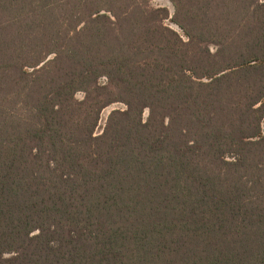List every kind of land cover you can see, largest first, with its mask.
<instances>
[{"label": "trees", "instance_id": "obj_1", "mask_svg": "<svg viewBox=\"0 0 264 264\" xmlns=\"http://www.w3.org/2000/svg\"><path fill=\"white\" fill-rule=\"evenodd\" d=\"M150 1L0 0V264H264V2Z\"/></svg>", "mask_w": 264, "mask_h": 264}, {"label": "rangeland", "instance_id": "obj_2", "mask_svg": "<svg viewBox=\"0 0 264 264\" xmlns=\"http://www.w3.org/2000/svg\"><path fill=\"white\" fill-rule=\"evenodd\" d=\"M259 2H264V0H259ZM150 7H153V8H158V7H165L167 8V10L169 11V18L168 19H165L163 21V26H165V28L167 29H171L173 32H175L177 35H179L183 40H187L186 37L184 36V33L182 32V30L177 26V24H175L173 21H172V16H173V13H174V7L173 5L171 4V2L169 0H151L150 1ZM167 29H164L163 32H164V40H165V43L167 44V39L169 38L170 41H174L176 40V35L172 32H169ZM163 38V37H162ZM209 49L212 51L215 50V47L213 45H209ZM106 82V78H101L100 79V83H105ZM83 93L81 92H78L76 94V99H82L83 98ZM125 107V105L121 102H115V103H112L108 106H106L105 108H103L100 112V116H99V120H98V124H97V127L95 129V133L96 134H99L102 132L105 124H106V121H107V118H108V115L110 114V112L112 110H115V109H123ZM148 115V111L145 110L144 113H143V118L146 119Z\"/></svg>", "mask_w": 264, "mask_h": 264}]
</instances>
